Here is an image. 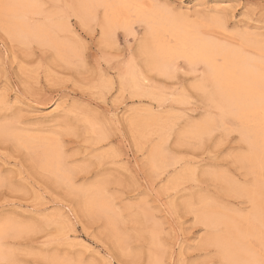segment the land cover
<instances>
[{"label": "rangeland", "instance_id": "1", "mask_svg": "<svg viewBox=\"0 0 264 264\" xmlns=\"http://www.w3.org/2000/svg\"><path fill=\"white\" fill-rule=\"evenodd\" d=\"M38 1L42 12L30 19V25L42 27L48 19H67L69 28H56L54 33L77 49L80 57L59 62L46 44L9 38L0 27V127L10 122L23 132L58 137L64 163L75 171L74 183L70 187L53 180L37 167L30 152L0 136V221L19 222L32 231L1 241L12 257L6 263L2 260L3 264L63 260L70 264H152L154 258L162 264H221L220 251L210 241L211 230L198 219L200 209L205 201L226 215H249L252 206L244 193L251 188L253 177L243 162L249 149L236 123L227 119L220 125L219 112L197 88L206 77L205 66L178 60L169 76L147 68L145 72V57L140 53L145 24L134 23L129 33L118 30L115 44L104 45L98 26L101 11L86 23L75 16V0ZM148 1L165 5L192 22L210 20L212 15L218 25L224 20L230 34L264 40V0ZM222 3L229 10L215 15L214 7ZM215 37L224 40V36ZM130 63L144 71L145 85L159 95L145 97L129 87H118ZM106 79L115 85L111 91L99 93V83ZM147 115L160 118L163 130L154 125L142 131L137 118L141 121ZM84 116L98 121L108 141L99 143L90 133L85 136ZM207 119L216 123L207 134L199 139L185 135ZM158 146L166 161L175 165L157 174L149 166V156ZM107 152L112 153L109 158L100 157ZM186 170L192 175L185 174ZM178 175L183 176L180 183L170 185ZM99 183L105 184L110 219L88 214L80 203L78 191ZM201 198L206 200L198 202ZM32 222L36 231L30 229ZM153 235L157 237L153 239Z\"/></svg>", "mask_w": 264, "mask_h": 264}, {"label": "bare ground", "instance_id": "2", "mask_svg": "<svg viewBox=\"0 0 264 264\" xmlns=\"http://www.w3.org/2000/svg\"><path fill=\"white\" fill-rule=\"evenodd\" d=\"M226 2L232 3V0H227ZM4 3H11L22 6L11 10V19L7 23H5L2 10H0V27L4 30V32L5 29H7V31L11 33V37L22 40L24 42L36 41L46 44L55 51V57L59 59V62L61 60L64 63H70L72 59H78L80 57V53H77V49H75L70 44L61 42L54 33L56 28H69V22L67 21V19H61L60 21L48 19L47 25L42 27H32L29 23L30 19L42 12L41 5L38 0H0V4ZM154 4L150 3L148 0H75L74 13L75 16L79 18V20H84L86 22L90 19H94L97 13L101 11L102 19L98 23L100 29L99 31L101 33L100 35L102 37L104 45L108 44L110 46L112 44H115L116 33L118 30L126 31L127 33H129L132 32V25L134 23L139 22L145 24L147 28L146 37L143 45L140 47L141 49L137 48V50L140 49V53L142 52V55H144L142 57H145V62H143L146 66H142L144 67L143 69L145 70V72V68H147L150 71L161 74L162 77L163 75L165 77L169 76L174 70L175 64L178 60H182L188 65L202 64L203 66H205L207 70L206 77L197 86V88L203 93L207 94L211 107L219 112L220 125H223L224 121L227 119L234 121L236 123L235 125H238L239 132L242 135L241 137H243V141H245L248 146L247 150L249 149L248 153L243 158V162L246 164V167L252 175L253 182L251 188L244 194L248 197L251 203L252 212L246 216L226 215L224 213L218 212L210 204L207 205L204 201L202 209H200L201 212L198 216V219L203 223V225L211 230L210 232H212V236L210 241L212 245L216 247L218 251H220L222 261L225 259L258 260L261 255L262 243H264V223H262V216H264V213H262L261 205V137L259 117L260 85L261 78L262 76H264V40L248 35H234L233 33H231V35L229 32L230 30L227 31V28L224 26V20L223 22H221L222 25H218V23L220 24V22H216V20L213 19L212 15H210V20L206 19L207 21H197L199 19L198 18L192 22L188 20V17L186 16H181L180 14L176 15L172 12L169 14L168 12H165L160 8L136 7L138 5L150 6ZM98 5H103L106 7L97 9L95 6ZM221 5L225 6V3L216 4V6L214 5V9L216 8L214 11L216 13L215 15L219 14L220 11L225 12L229 10L228 7L222 8ZM231 10V12L234 11L233 9ZM224 12H221L220 15H222ZM227 32H229L228 34H230V36L226 34ZM216 35H218V37L224 36V40L216 38ZM110 46L107 47L106 45L105 47L110 48ZM138 56H140L139 52ZM139 68L137 65L130 63L125 68V70L123 69L124 73L123 76L119 79L118 87H129L128 89H131L136 94L145 97H155L156 95H159H155L153 92H151L152 89L150 90L147 88V86L145 85L146 77L144 76L146 74H143L142 72L144 71H140ZM119 75L121 76V74ZM154 75L156 77V74ZM112 85L114 87L115 84H113L111 80H101L98 86L100 88V92H98L101 93L102 90H108L109 92L113 88ZM207 90H209V92H207ZM135 93L132 95L135 96ZM180 99L182 102L186 100V98ZM80 112H82L81 114H84L83 111ZM81 114H79V116ZM136 118L137 117H135V119ZM142 119L141 121H138L137 118V123L140 122L138 127L142 131H146L148 127L154 125H159L161 130H163L164 128V126L161 125V119L158 117L147 115L143 120ZM81 122L88 129V132H84V134H94V139L96 136L98 140H95L99 143L107 140L108 136L106 135V133L104 136L102 130L100 131L99 126H97L98 121L95 120L96 123H94V120L92 121L91 119H87L84 116ZM8 123L6 125L2 124L3 126L0 127V136L8 139V142L9 140L10 142L12 141L16 145V147L18 146L24 151H28V153L30 152L34 157L37 167L41 171L53 177V180L56 179L58 182L63 183L64 186L71 187V181H73L72 173L75 171L72 172L70 168V170L67 169V166L64 163L63 156L61 154V144L57 139L58 137L56 138L54 135L40 136L30 134L31 132L27 133V131H20L19 128H16L17 126L15 127V125ZM214 125H216V123L213 119H207L202 123L191 127L185 135L190 139H199L203 135L207 134ZM103 130L105 131V129ZM132 130H134V128H132ZM136 131L140 132L138 130ZM149 131H151V128L149 129ZM149 131H147L146 134L149 133ZM239 132L237 130V133ZM88 137L90 138V136ZM89 141L91 140H88V142ZM94 142L93 144H95ZM200 144H198L197 147H199ZM191 148L193 147L191 146ZM111 155V152H107L102 156L100 155V157L105 156L106 159V156H108L109 158V156ZM180 158L184 159V157ZM166 159L167 157L162 151L161 147L158 146L156 148H153L151 155L149 156V166L151 170H154L155 173L163 172L168 167H173L175 165L174 162H168L166 161ZM185 174H187V170ZM187 175L190 176L192 174L188 173ZM182 177L183 176L178 175L175 178H172V181H170V185H174L178 182L180 183ZM104 185H94L92 188L88 186L89 188L86 189L84 187V189L78 191V194L81 206L88 214H102L110 219L112 217V210H110L108 205L111 204H108L109 202H107V194H105L106 188L103 187ZM171 187L172 186H170V188ZM201 200L206 199L201 198L198 202H201ZM196 205L197 204L195 203V206ZM193 207L194 205L192 206V209ZM46 221L44 220V222H39L45 225ZM49 221H51L52 224V220H48L47 224L49 223ZM18 223L8 220L3 222L0 221V260H4V263H6L5 261L8 260V257H12L9 252L3 248L1 241L7 237H14L15 235L17 236L18 234L23 232L25 234V231L28 228L27 226V228L23 227L25 224L21 226ZM33 223L34 222L30 223V229L35 230L34 227L32 228V226L35 225H32ZM41 223L39 224L41 225ZM53 224H55L54 221ZM26 232H28L27 234L30 235L32 231L28 230ZM155 237L157 236H152L153 239ZM117 242L120 246L121 242ZM156 246L159 247V244L156 243ZM152 248H154L153 245ZM150 250L153 251V249ZM159 253L161 254V252ZM158 254H156V257H158ZM158 259L159 258H157L156 260L154 258L152 260L151 258V260L153 261L152 264H162L159 263ZM14 260L15 259L11 261ZM161 261L162 260H160V262ZM53 262H55L56 264H70L68 262H65L64 260L60 262Z\"/></svg>", "mask_w": 264, "mask_h": 264}, {"label": "snow or ice", "instance_id": "3", "mask_svg": "<svg viewBox=\"0 0 264 264\" xmlns=\"http://www.w3.org/2000/svg\"><path fill=\"white\" fill-rule=\"evenodd\" d=\"M22 7L21 5L11 4V3H4L0 4V10H2L3 18L5 23H7L11 19V10ZM97 9L106 7L103 5L95 6ZM127 7V6H123ZM136 7L145 8V7H152V8H160L163 9L165 12L171 13V9L167 8V6L162 4H154V5H138ZM5 35L11 38V33L5 29ZM260 137H261V205H262V213H264V76L261 78V85H260ZM238 127V125H236ZM262 223H264V216H262ZM0 264H3L0 261ZM221 264H264V243H262L261 247V255L258 260H223Z\"/></svg>", "mask_w": 264, "mask_h": 264}]
</instances>
